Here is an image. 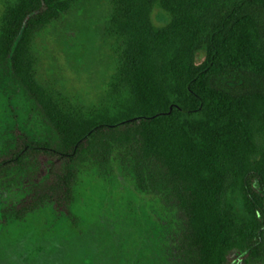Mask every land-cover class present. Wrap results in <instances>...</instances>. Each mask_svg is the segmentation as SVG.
I'll list each match as a JSON object with an SVG mask.
<instances>
[{"label": "trees", "instance_id": "obj_1", "mask_svg": "<svg viewBox=\"0 0 264 264\" xmlns=\"http://www.w3.org/2000/svg\"><path fill=\"white\" fill-rule=\"evenodd\" d=\"M76 2L7 0L0 14V85L48 129L0 140V185L29 187L13 215L50 204L73 222L77 171L115 151L175 210L170 264H234L230 252L264 264V0H111L109 30L124 44L113 109L85 115L36 82L30 49Z\"/></svg>", "mask_w": 264, "mask_h": 264}, {"label": "rangeland", "instance_id": "obj_2", "mask_svg": "<svg viewBox=\"0 0 264 264\" xmlns=\"http://www.w3.org/2000/svg\"><path fill=\"white\" fill-rule=\"evenodd\" d=\"M6 1L0 0V14ZM111 11V0H77L31 39L34 78L64 112L113 109L124 44L109 30ZM152 22L162 24L165 17L155 10ZM12 129L48 134L19 91L5 82L0 140ZM28 196L22 180L0 185V264H170L165 248L177 228L175 210L159 195L140 190L129 162L115 151L77 171L68 205L73 222L50 204L16 218ZM235 255H228L234 264H247Z\"/></svg>", "mask_w": 264, "mask_h": 264}]
</instances>
